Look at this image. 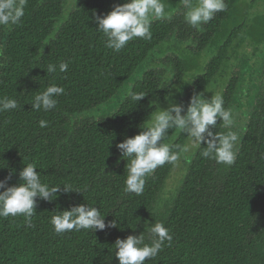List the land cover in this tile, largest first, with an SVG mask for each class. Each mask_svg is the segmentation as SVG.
Returning a JSON list of instances; mask_svg holds the SVG:
<instances>
[{"label":"trees","instance_id":"1","mask_svg":"<svg viewBox=\"0 0 264 264\" xmlns=\"http://www.w3.org/2000/svg\"><path fill=\"white\" fill-rule=\"evenodd\" d=\"M71 2L68 7L67 0H28L21 23L0 26V97L22 106L0 113V180L11 172L7 186L18 184L19 172L33 163L43 183L80 192L61 191L51 202L37 199L34 227L23 216L0 217V264H118L115 240L139 235L145 221H163L173 236L145 264H264V27L252 60L244 48L258 35L250 29L241 35L235 19L240 0H225L226 10L194 37L182 16L172 17L171 7L167 18L152 21L151 39L136 38L115 52L105 47L93 16L126 0ZM60 61L68 62L67 72L47 74V65ZM160 67L172 70L170 78ZM52 83L65 89L57 107L31 110L36 91ZM175 84L184 92L177 104L185 107L196 92L205 99L222 95L241 141L231 166L204 158L201 143L170 206L155 217L174 165L148 176L141 195L125 193L128 162L116 144L139 134L138 125L155 110L150 101L164 103ZM130 90L147 95L134 104ZM211 130L226 131L221 125ZM163 142L183 145L187 138L173 129ZM80 204L97 207L105 224L117 220L118 227L56 234L51 216Z\"/></svg>","mask_w":264,"mask_h":264},{"label":"clouds","instance_id":"2","mask_svg":"<svg viewBox=\"0 0 264 264\" xmlns=\"http://www.w3.org/2000/svg\"><path fill=\"white\" fill-rule=\"evenodd\" d=\"M28 0H0V26L17 25L25 15ZM185 9L184 19L193 28L211 21L216 13L226 10L225 0H181ZM165 3L162 0H126L122 4L114 5L112 10L104 15L93 16L95 30L103 33L105 47L115 52L122 50L130 41L136 38L151 39V23L153 19L167 18ZM42 55V50L41 53ZM2 55V53H0ZM68 70V62L48 64L47 74L55 75ZM45 71V70H44ZM65 89L55 83L48 85L43 91H36L32 98L31 110L48 112L57 107V97L64 94ZM144 92L129 91L128 97L134 104L144 98ZM171 93L167 95L168 106L160 108L157 101H150L155 110L145 123L138 125L142 129L139 134L125 137L116 144L120 159L127 160V175L124 179L123 191L141 195L144 191L146 178L158 167L164 164L177 165L182 153L201 148L205 145L201 155L215 161L217 164L231 166L235 163L239 152L241 136L233 130L234 119L232 109L225 108L222 95H211L203 98L202 92L194 93L185 107L172 103ZM22 108L17 100L0 97V113ZM183 113V114H182ZM220 121L217 124V121ZM46 120H40L41 128L47 127ZM221 125L226 131H212ZM177 130L184 134L187 142L183 145L172 146L163 142L169 135V130ZM173 147L176 151H173ZM33 163L24 165L19 172V183L7 186L11 178L0 180V217L23 216L27 227H34L32 217L36 214L37 199L51 202L57 194L63 191H76L71 185H49L43 183L40 173L35 171ZM80 193V192H79ZM105 215L95 206L80 204L68 210L57 211L51 216L50 223L56 234H63L72 230L80 231L117 228L118 221L112 220L105 224ZM136 226V225H135ZM135 229V227L133 228ZM146 235L148 242H145ZM173 236L163 221L144 222V231L139 235H128L124 239L117 238L113 246V254L118 264H145L154 259L163 247L171 245Z\"/></svg>","mask_w":264,"mask_h":264},{"label":"rangeland","instance_id":"3","mask_svg":"<svg viewBox=\"0 0 264 264\" xmlns=\"http://www.w3.org/2000/svg\"><path fill=\"white\" fill-rule=\"evenodd\" d=\"M72 0H67V5L68 7L71 6ZM170 4H166L167 1H163L165 3V9L171 8L172 9H176L174 11V13L172 14V17L175 16H182V20L185 22L184 19V11L185 9L182 6L181 0H169ZM168 1V2H169ZM240 12L237 16H236V21L237 24L240 25L242 27V32L241 35H243L245 32H247L249 29L252 30L254 35H258L257 39H253V40H249V43H246L247 47L244 48V52L247 50L249 52V55L253 57L252 54L255 51L254 46H256V43H259L260 37H261V32H262V28L263 26V22H264V0H240ZM155 20V19H153ZM190 31V36L194 37L195 34L199 33L201 31V25L199 26V28H193ZM187 37V41L184 43V45L189 43L188 38ZM224 39V37L222 38ZM180 47L181 52H185V50H183V46ZM260 45V43H259ZM249 48V50H248ZM191 51V50H190ZM207 55V53H206ZM210 56H206V60L210 59ZM241 60L238 63H241ZM202 63V61L200 62ZM160 65V64H157ZM155 67V66H154ZM238 69L240 70V67H238L235 71H238ZM157 70H164L165 73L164 75L167 76V78H170L171 74H172V70H170V68L166 69L164 67H160ZM242 69L240 70V74H241ZM239 72V71H238ZM173 77V76H172ZM171 80L175 81V77L172 78ZM187 87L185 86V89ZM181 90V86H179V84H175L172 86L171 88V96L170 100L172 103L177 104L179 101V97L180 95H183L184 92L183 91H179ZM120 101L123 100V95L119 96ZM111 104V103H110ZM160 108H166L168 106V101H165L162 104L158 105ZM113 109V108H112ZM103 111L105 110V107L103 108ZM105 113V112H104ZM195 150H192L190 152L184 153L183 157L180 159V161L178 162L177 165L174 166L171 174H169V177L167 178V182L162 190V192L159 194L156 203L154 205V209L152 212L153 216H159V214L161 213H165L166 209L170 206L171 201H172V197L175 195L176 193V189L178 188L179 185V181H181V179L184 177V174L186 172V167L187 164L189 162V160L193 157L192 155H194Z\"/></svg>","mask_w":264,"mask_h":264},{"label":"flooded vegetation","instance_id":"4","mask_svg":"<svg viewBox=\"0 0 264 264\" xmlns=\"http://www.w3.org/2000/svg\"><path fill=\"white\" fill-rule=\"evenodd\" d=\"M260 57H262V56H260ZM261 70H263V67H261V69H259V72H261ZM259 72L256 73V75L254 77L255 79H257L259 77V75H260V74H258ZM245 111H246V109H245Z\"/></svg>","mask_w":264,"mask_h":264}]
</instances>
